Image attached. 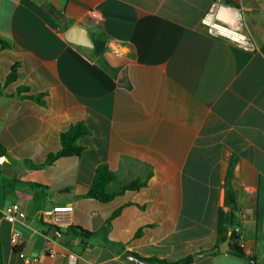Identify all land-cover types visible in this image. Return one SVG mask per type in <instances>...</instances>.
Instances as JSON below:
<instances>
[{
  "label": "crops",
  "instance_id": "crops-1",
  "mask_svg": "<svg viewBox=\"0 0 264 264\" xmlns=\"http://www.w3.org/2000/svg\"><path fill=\"white\" fill-rule=\"evenodd\" d=\"M218 1L225 4L0 0V36L13 45L0 52V83L19 63V77L5 92L27 86L47 94L45 107L0 97V141L11 158L0 163V264H69L70 254L77 264H129L125 252L145 260L193 255L191 264H251L230 252L203 254L215 248L227 186L240 245L264 264V0H231L243 12L254 51L206 32L202 20ZM49 9L67 28L86 27L92 40L106 35L110 70L91 58V49L68 42L67 28L60 30ZM110 42L127 44L131 56L113 54ZM77 121L91 132L81 139L80 158L40 170L23 165L58 152L61 132ZM101 164L116 174L112 189L147 185L108 203L87 198ZM14 204L19 211L11 223L2 212ZM59 204L73 212L57 236L40 212ZM70 226L94 235H70ZM15 229L22 233L19 251Z\"/></svg>",
  "mask_w": 264,
  "mask_h": 264
},
{
  "label": "trees",
  "instance_id": "trees-1",
  "mask_svg": "<svg viewBox=\"0 0 264 264\" xmlns=\"http://www.w3.org/2000/svg\"><path fill=\"white\" fill-rule=\"evenodd\" d=\"M225 5L235 7V3L231 0H224ZM48 9V6H46ZM66 26H60V30L65 31ZM94 49L92 50L93 56L92 59H96L97 62L103 66L106 70H110L108 61L105 57L107 50L108 38L106 35L101 34L98 38L93 39ZM13 45L11 40L4 36H0V52L4 49H12ZM20 64L16 63L11 67V71L6 79L4 85L0 83V97L5 96L7 98H16V99H29L41 106H47V94L30 93V89L27 86H19L15 93L7 94L5 92L6 86L10 83L15 82L19 77ZM91 132L89 128L83 121H77L72 123L69 128L61 132L60 142L61 149L58 152H51L48 154L44 163L36 164L31 160H23L22 163L25 167L34 170H40L47 166L53 165L56 161L63 158H80L85 147L81 144V139ZM5 156L8 159H11L5 146L0 141V157ZM116 174L109 168L108 164H101L97 167L94 179L91 185L88 188L87 193L84 195L87 198L97 200L102 203H108L115 199L117 196L124 194L127 191H136L147 185V181H133L129 184H126L119 189H112L111 185L116 181ZM16 183L26 184V185H35L40 187L38 184L30 182H22L15 180ZM225 208H220L218 212L217 220V242L215 248H217L221 243H223L230 234L229 245L231 248L230 253L246 261L247 254L244 251L243 247L240 245L239 232L236 229L237 226V216H236V199L233 190L227 186L226 197H225ZM120 209L116 210L112 217L109 218L105 224L106 227L109 226L110 221L113 217L117 216L120 213ZM70 235H82L85 238L91 237L94 233L83 230L79 227L70 226L68 229ZM142 233V229L138 230L136 236L138 237ZM214 248V249H215ZM209 250L203 253L207 254H216L218 251ZM16 251H19V248H15ZM152 264H191L195 261L193 255H189L179 260L169 261L166 259L159 258H148L146 259Z\"/></svg>",
  "mask_w": 264,
  "mask_h": 264
},
{
  "label": "built area",
  "instance_id": "built-area-1",
  "mask_svg": "<svg viewBox=\"0 0 264 264\" xmlns=\"http://www.w3.org/2000/svg\"><path fill=\"white\" fill-rule=\"evenodd\" d=\"M222 8L227 11L221 12L220 9ZM202 26L214 38L226 40L245 50H256V44L252 36L245 29V20L241 9L218 1L205 14ZM18 211L19 205L14 204L9 206L2 214L7 221L14 223L17 220ZM72 212V205H53L51 208L43 209L40 212V218L49 227L67 228L70 224L69 217ZM21 236V231L15 229L12 236V244L15 248L22 244L20 241ZM69 264H77V256L75 254L69 255Z\"/></svg>",
  "mask_w": 264,
  "mask_h": 264
},
{
  "label": "water",
  "instance_id": "water-1",
  "mask_svg": "<svg viewBox=\"0 0 264 264\" xmlns=\"http://www.w3.org/2000/svg\"><path fill=\"white\" fill-rule=\"evenodd\" d=\"M48 12L49 14L54 16L55 20L59 23L60 26H66L67 20L63 18L61 14L57 13L53 9H49ZM64 36L66 40L71 44H74L82 48H88L91 50L94 49L95 45L89 34L88 29L84 26H81L80 24H74L69 28H67V30L64 33ZM108 46L115 55H121L126 57L131 56V49L127 44H117L114 42H110ZM122 77L123 74H120V78ZM3 161H7V158L5 156L0 157V163H2ZM51 232L52 234H55L57 236L60 235L59 228L57 227H53ZM229 241H230V234L223 243H221L217 248L214 249V251H220L222 253L230 252L231 248L229 245ZM203 254H207V253H203ZM200 255L201 254L197 255L196 257L198 258ZM122 258L128 261L129 264H152L150 261L145 259H140L138 256H136L131 252H125L122 255ZM246 260L251 264H260L259 262H255V260L250 256H247Z\"/></svg>",
  "mask_w": 264,
  "mask_h": 264
},
{
  "label": "bare ground",
  "instance_id": "bare-ground-1",
  "mask_svg": "<svg viewBox=\"0 0 264 264\" xmlns=\"http://www.w3.org/2000/svg\"><path fill=\"white\" fill-rule=\"evenodd\" d=\"M220 11H221V12H226L227 10L224 9V8H222V9H220Z\"/></svg>",
  "mask_w": 264,
  "mask_h": 264
}]
</instances>
